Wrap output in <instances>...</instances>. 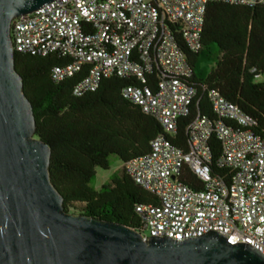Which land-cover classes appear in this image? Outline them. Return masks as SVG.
<instances>
[{
    "label": "built area",
    "instance_id": "obj_1",
    "mask_svg": "<svg viewBox=\"0 0 264 264\" xmlns=\"http://www.w3.org/2000/svg\"><path fill=\"white\" fill-rule=\"evenodd\" d=\"M212 2L264 6V0H52L12 20L13 48L66 59L50 76L63 82L80 75L72 87L76 97L96 91L103 79H129L122 97L160 123L163 132L149 152L124 163L125 173L151 195L135 206L144 239L181 241L214 230L264 254V134L256 119L211 89L213 117L197 113L186 124L188 151L173 142L198 92L184 51L202 48ZM213 136L220 143L216 158Z\"/></svg>",
    "mask_w": 264,
    "mask_h": 264
},
{
    "label": "trees",
    "instance_id": "obj_2",
    "mask_svg": "<svg viewBox=\"0 0 264 264\" xmlns=\"http://www.w3.org/2000/svg\"><path fill=\"white\" fill-rule=\"evenodd\" d=\"M194 70L198 87L191 113L179 121L173 142L188 151L186 124L197 114L209 118L213 111L207 97L218 90L258 123L264 134V6H239L224 2L208 5L202 32V48L184 51ZM205 54L214 66L205 79L195 74L197 57ZM15 67L23 77V91L32 103L36 118L35 136L51 147L50 178L64 198L67 212L80 204L78 214L114 221L138 229L137 204L151 195L124 171L115 173L99 188L91 185L97 169L110 168V156L123 163L146 154L151 140L162 133L160 123L121 95L129 79H103L99 88L82 97L72 94L80 75L63 82L51 79L52 67L66 59L57 54L38 56L15 52ZM206 86V90L202 89ZM210 145L216 158L220 143L213 136ZM217 173L216 170H214ZM188 173L184 179L193 180Z\"/></svg>",
    "mask_w": 264,
    "mask_h": 264
},
{
    "label": "water",
    "instance_id": "obj_3",
    "mask_svg": "<svg viewBox=\"0 0 264 264\" xmlns=\"http://www.w3.org/2000/svg\"><path fill=\"white\" fill-rule=\"evenodd\" d=\"M52 0H0V264H264L250 244L209 231L181 241L67 212L51 181V147L15 67L12 20Z\"/></svg>",
    "mask_w": 264,
    "mask_h": 264
},
{
    "label": "rangeland",
    "instance_id": "obj_4",
    "mask_svg": "<svg viewBox=\"0 0 264 264\" xmlns=\"http://www.w3.org/2000/svg\"><path fill=\"white\" fill-rule=\"evenodd\" d=\"M214 66V59L208 57L205 54H201L197 57L195 63V74L198 79H205L209 74L210 70ZM124 169V163L115 155L110 156V168L104 170L101 168L97 169L96 176L92 179L91 185L95 188L101 187L102 184L107 182L115 173H121ZM80 204H75L70 208V213L78 214Z\"/></svg>",
    "mask_w": 264,
    "mask_h": 264
}]
</instances>
